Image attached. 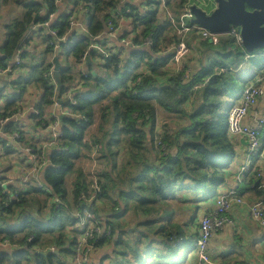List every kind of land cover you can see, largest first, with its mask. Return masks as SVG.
<instances>
[{"label": "trees", "instance_id": "16d2710c", "mask_svg": "<svg viewBox=\"0 0 264 264\" xmlns=\"http://www.w3.org/2000/svg\"><path fill=\"white\" fill-rule=\"evenodd\" d=\"M5 1L0 0V4ZM14 1L18 4L22 2ZM57 1L39 0L25 4L26 12L22 19L7 27L8 34L3 51L5 57L0 60V68H7L6 61L14 60L16 52L24 48L25 35L33 23H44L57 12ZM79 1L88 3L86 35L80 37L78 30L71 31L67 18L52 22V29H57L59 36L67 37L66 43H61L62 51L58 56L62 57L65 63L60 70L61 90L54 84V64H38V68L35 67L32 71V76L44 88V96L36 107L38 114L33 111L31 118L36 121V127L40 125L51 136L49 144L58 145L49 154L50 166L44 174V187L31 184L28 192L23 194L11 186H0V239H8L14 248H18L11 252H0V264L68 263L70 258L66 257L75 254L78 237L72 238L65 230L69 224L79 220L72 215L67 201L66 179L72 173H77L78 182H74L72 195L75 207L81 212L88 204L80 199V193L87 191L92 183H86L84 173L76 170V162L81 159L83 148L91 150L94 147H100L99 151L102 152L107 151L112 161V173H99L104 179L103 183H99V198L101 201H112L110 207L112 206L113 216L109 219L105 217L106 221L101 211L95 210L96 208L93 211L97 217L106 221L113 234L111 238L104 237L100 240L97 249L116 239L117 247H121L120 253L115 251L116 257H119V254L123 257L116 264H130V259L124 260L129 256L141 264L154 257V245H159L165 249L156 252V256L175 264L180 251L190 243L185 228L189 224L187 221L183 227L177 221V213L171 209V203L208 201L224 183V173L233 164L236 152L228 133L230 108L226 110L223 101L226 97L237 98L242 94V85L246 83L244 78L247 73L244 69L238 73L233 70L239 68L246 56H253L260 50L248 53L231 36L223 39L218 46L204 43L199 46L201 65L198 70H194L189 80H181L177 75L170 77L166 82H160L159 77L164 76L162 67L170 57L159 55V52L161 48L179 42L176 36H170L173 27L167 12L160 16V10L154 9L161 6L162 0H148L145 13H140L132 0L125 4H122V0ZM164 1L166 8L172 7L176 16L182 13L187 3V0ZM173 4H177V7ZM127 10H130L131 14L126 16L132 19L134 32L137 34L134 41L135 50L131 52L130 58L123 62L122 69L118 66L121 62L118 56L113 55L105 59L104 69L107 75L98 77L94 84H89L88 92H75L76 103L68 102L67 107L76 116H62L61 137L53 143L54 138L46 127L56 121H46L43 115L45 109L57 100V91L65 94L77 85L76 74L73 73L74 64L70 63L69 59L80 63L87 54L94 56V52H89L94 37L100 36L98 42L105 45L108 20L112 14H126ZM38 29L47 31L45 54L54 57L53 47L49 45L51 35L46 28ZM150 36L154 43L150 50H147L142 41ZM203 60L207 64H202ZM22 66L23 63L20 68ZM143 66L150 68L151 73L142 76L139 84L135 85L133 82ZM29 79L22 81L20 85L24 88ZM90 79L92 77L88 78ZM205 79H208V82L204 87L193 90L197 83ZM129 81L132 82L131 85L128 84ZM97 83L107 86L105 89H99ZM23 92L22 89L20 96ZM107 99L109 101L101 106L99 134H88V129L94 122L93 105ZM157 107L185 124L172 132L164 126V134H161L157 127ZM19 110L17 102L13 101L8 104L0 119L13 118ZM5 129L8 133L18 134L17 142L24 143V132L15 128L13 122L6 124ZM123 145L126 148L128 146L130 159L125 157L120 162L117 158ZM162 145L166 147L163 149ZM29 147L42 158L43 148L36 149L32 145ZM111 174L116 177L113 179ZM251 180L256 184L254 177H251ZM48 189L51 191L49 194L60 198L62 205L56 208L51 204L49 208L48 200L43 206H39V212H42L43 208L50 210V219L46 220L42 215L38 216V200L32 197L37 196L38 191L47 193ZM116 193L119 200L113 198ZM261 200L264 201V198ZM118 207L123 208L117 210ZM16 210H19L17 218L11 223L12 219L7 217H13ZM130 210L138 218L137 226L140 227L138 231L129 234L135 238L133 244L123 240L122 235L126 232L119 222ZM44 243L53 245L55 252L49 250L47 255L41 254V250L37 248L44 246Z\"/></svg>", "mask_w": 264, "mask_h": 264}, {"label": "crops", "instance_id": "0c3cea01", "mask_svg": "<svg viewBox=\"0 0 264 264\" xmlns=\"http://www.w3.org/2000/svg\"><path fill=\"white\" fill-rule=\"evenodd\" d=\"M23 1L24 0H22V2ZM38 1L39 0H30V2ZM76 1L77 0H58L56 3L58 9L55 19L62 20L63 18H67L69 20L70 17H75L76 19H78V21H81L87 25L88 12L84 11V8L82 7L83 2L78 0V3L76 4ZM128 1L129 0H122V4H125ZM15 2L17 3V1ZM30 2L26 1L25 3ZM132 2L136 5L140 13H145L147 11L148 0H132ZM5 4H10L9 6H5V8L8 9L10 6L13 7L16 11V14H14L19 17V20L22 19L24 12L22 8H17V6H15L16 4L13 5L12 1H7L4 4H1V7ZM166 9L168 10V8ZM5 10L3 9L2 12H4ZM170 14L174 13H170L169 11H167V15L169 18ZM1 15L2 14L0 13V18ZM126 15L127 12L126 14L121 15L112 14L111 19L116 22H114V24L116 25L117 30L113 36H109V34L106 32L108 34L106 36V47H108L112 52L118 53L120 57L124 59V61L130 58V54L133 50H135V48H125L120 42V39L123 37H136L132 19L130 17H127ZM10 18L15 19L13 15H11ZM14 21L15 20L6 22L3 25L0 21V60L5 57L3 51L8 34L7 27L8 25L14 23ZM78 31L80 32L78 35L80 37H83L87 34L81 30ZM46 34L47 31L43 29H29L24 38L25 46L23 49H21L23 53V66L19 69H13V71L5 74L0 80V116H2L6 112L8 104L16 101L17 106L20 108V110L17 115H15L13 118H10V120L6 124L13 122L14 127L21 129L25 134V141L23 140L24 143L21 144V142L19 143L13 139L14 133L6 132V124L0 125V184H3L5 187L11 186L15 191H20L23 194H26L28 192V187L31 184L32 186L36 185V183L34 182L35 176L33 175L34 165L28 158L26 148L32 145L36 149H44L42 152V158H44L43 161H45L46 163L40 168L38 172V176L43 181L45 171L50 166L49 154L51 153L53 148L58 145L57 144L53 146V144H49V137L51 136L48 135V133L43 130L40 125L36 127V121L31 118L32 112H35L36 107L41 102L44 96V88L42 84L37 81L34 76H32V71L35 67L38 68V64H54V57L59 56V53H54V57L45 54L47 49ZM170 36H176V40H179V42L183 39L188 44H192V42L196 38V32H189L184 36V38H179L172 29L170 32ZM201 44L204 43L199 42L195 44L197 57L196 63L193 64L194 70H198L201 65L199 51V46ZM59 60L62 64V57H59ZM69 62L74 64L73 73L76 74V81L77 83L79 82V84H77L74 88L69 89L65 94H61L60 91H57L56 102H58V106H55V104H53L47 107L43 115L46 121H58L59 129L61 127L62 116H76L74 115V113H72V110L67 107L68 102L72 104L76 103L75 92L77 90L82 91V93L88 92L90 90L89 84H94L96 78H103L105 77V75H107L106 70L104 69L105 62H103V60L100 59L98 55L90 56V64H88L86 61V66L81 65V63H76L72 58L69 59ZM13 64V59H11L10 61H6V65L8 66H12ZM202 64L207 63L205 60H203ZM82 69L85 70L89 78L92 77V79H86L83 81L81 77ZM241 69H244L247 73L244 78L246 83L242 85V87H244L245 89L248 85L252 84L264 71V49L256 52V54L253 56H246L244 62L239 66V68L233 71L235 73H238V71H240ZM180 70L181 68L178 66H173L169 59V61L162 67L164 76L159 77V81L166 82L170 77L179 75L178 73L180 72ZM150 73L151 70L147 66H143L139 70V75L142 76H147ZM27 78H30L29 83H27L23 88L22 84L20 85V83H22V81L24 82ZM97 84L99 89H102L104 87V84ZM128 84L131 85L132 82L129 81ZM57 86L58 85L56 83V87ZM22 89L24 90V92L20 96ZM241 95L237 98L226 97L223 101V105L225 106L226 110H228V108H231L232 105H234L241 97ZM18 96H20V99L17 100ZM59 100H62V104L59 103ZM254 111V113L258 115V118H264V97H262L258 101L256 107L254 108ZM245 123L248 125H254L255 118H248L245 120ZM92 134L98 135L99 128L97 129V132ZM230 140L234 146L236 158L233 164L226 169L224 173L225 181L217 189L216 195L208 201L204 202L182 204L179 201H173V205L171 208L172 210L175 211L177 210V207H182V214L178 213L180 212V210L176 211V213L178 214L177 221L183 227L186 226L185 224L188 221L189 226L185 228L187 230V235L189 238L188 240L190 242L180 251L179 258L177 261L175 260L177 262L175 264H196L199 261L196 250V243L199 237L200 221L208 211L214 210L216 208V198L218 195L227 193L230 190H236L237 193H239L243 197L247 204L256 202L258 201V199L261 200L264 198V129L261 132L262 147L259 151L258 156L253 160H251L249 156L248 142L243 137L230 136ZM82 150L84 152L85 148H83ZM120 152L121 153L119 154V159H122L124 158V155L127 154L126 146H121ZM82 158L84 157H81V159L76 162V170H81L84 173L86 177V183H92V180L89 181V179H87L91 177V175H89L90 171L89 173H86V170L84 168H82L81 166L78 167L79 162L82 160ZM102 161H104V159L100 160L99 162L101 163ZM103 166H106V164ZM243 167H245L246 169L242 175L240 171ZM69 177L68 178L71 179L72 185L70 192V188L67 186V178V201L71 207L72 215H74V217L79 221L77 223L69 224L65 231L66 233L68 232V234L73 238V236L78 237L83 232V228L85 226L82 224V221L78 217V214L81 212L75 207L72 195L74 182H78L77 173L74 172L69 175ZM251 177H254V180H256V184L252 183L253 180H251ZM101 180L102 182H104V179ZM257 182H259L258 185ZM47 193L49 194V192ZM47 193L38 191V195L33 196L32 198L38 200V216L40 217L42 215L44 219L49 220L50 210L43 208V211L39 212V206H43L49 200L50 208L51 202H53L51 194H49V197ZM113 198L119 200L118 194H114ZM111 203L112 201L108 199L105 201L102 200L100 206H98L95 210L101 211L104 218H112L113 213L112 206L110 207ZM18 212L19 210H16L13 217H7L8 219H12L10 221L11 223L15 222ZM131 215L132 218H129L131 217ZM232 217L235 221L234 224L232 226L226 227L223 231L216 233L210 240L208 254L212 261L218 264H264V227H260L256 221L252 220L251 216L247 212V209L244 207H235L232 212ZM105 220L107 221L106 218ZM138 221V218L135 217L134 212L131 210L121 217L119 222L126 232V234L122 235L124 241H130L132 244L135 243V238L130 236L129 234L139 230L135 228L138 224ZM129 230L133 231L129 232ZM116 242L117 240L115 239V241L111 244L108 243L100 246L92 254V264H116L119 262V260L121 261L123 257H121L120 254L118 255L119 257H116L117 254H115V251H118V253H120L121 250L120 246L117 247ZM154 247H156L154 257L152 259H146V262H142L141 264H173L168 262V259H161L156 256V252L164 251L165 248H163V246L160 247L159 245H154ZM52 248H54L53 245H46L44 243V246L40 245L37 249L41 250V254H46V252L52 250ZM17 249L18 248H1L0 252H11ZM42 249L44 252H42ZM66 258L71 259L70 256ZM132 258V256H129L124 260L130 259V264H140Z\"/></svg>", "mask_w": 264, "mask_h": 264}, {"label": "built area", "instance_id": "2783aa9c", "mask_svg": "<svg viewBox=\"0 0 264 264\" xmlns=\"http://www.w3.org/2000/svg\"><path fill=\"white\" fill-rule=\"evenodd\" d=\"M211 4L212 3H210V0H187V3L185 4L182 13L179 16L170 14L173 30L179 38H184V36L189 32H196V38L192 44H188L182 39L178 43H173L169 46L161 48V51L159 52V55L170 56L171 64L181 68L180 72L178 73L181 77V80L187 81L193 75V64L196 63L197 57L195 44L203 42L212 44L213 46H218L222 40L228 36L233 37L238 45L242 46L243 44V38L238 27H232L231 31L227 34H218L212 33L192 21L194 15L192 14L191 7L193 5H197L201 8H204L207 12H211ZM82 7L84 8V11L89 12L88 3L83 2ZM126 12L127 14H131L130 10H127ZM55 17L56 13L52 14L49 20L44 23H33L32 28H46L49 35L52 37V40L49 41V45L52 46L54 52L58 54L62 51L61 43H66L67 37L66 35L59 36V31L57 29H52V22L56 20ZM187 20H190V23H188ZM68 22L71 31L81 30L85 33H88L86 24L78 21V19L75 17H70ZM107 29L109 36H113L115 34L117 27L112 19L108 20ZM99 38L100 36L94 37V40L90 44L89 52H94L95 55H98L99 58L103 60V62L105 59H108L113 55L118 56L121 61L118 66L120 69H122L124 59L121 58L118 53L112 52L108 47H106V44H100L98 42ZM135 38V36L123 37L120 39V42L125 48H134ZM142 43L145 49L150 50L154 41L150 36L146 37ZM88 55L89 54H87L85 58L82 59L80 62L81 65L86 66V57ZM22 60V50H18L14 57V64L12 66H8L7 68H0V80L5 74L13 71V69H19L22 65ZM53 70L54 67L52 68V73ZM81 77L84 79L89 78L88 74L83 69L81 71ZM141 77L142 75H139L133 83L138 85L141 81ZM207 82L208 79H205L203 82L197 83L193 90H198L204 87ZM54 83L56 84L55 81ZM77 84H79V82ZM262 97H264V71L252 84L248 85L244 89L242 96L234 105H232L228 114V133L233 137H243L248 142L249 156L251 160L258 156L262 147L261 132L264 129V118H258V115L254 113V108ZM54 104L55 106H58V102L55 101ZM35 114H38V111H35ZM251 117L255 118V124H246L245 120ZM9 120V118L0 119V125H5ZM46 129L52 134L54 138L53 143H55L61 137L58 121L51 123L46 127ZM17 138H19V135L16 133L13 134V139L17 141ZM162 146L163 149L166 147L165 145ZM99 148L94 147L96 152L99 151ZM26 153L29 160L34 165V182L38 187H44V183L38 176V172L46 162L43 161L44 159L40 158L38 154L34 153V150L30 147L26 148ZM245 169L246 168L243 167L240 171L242 175L245 172ZM0 186L5 187L3 184ZM47 191L49 193L51 192L49 189ZM100 192V184L97 180H95V182H92L87 191H82V193H80V199L88 204V206L83 208L81 213L78 214V217L85 227L84 231L77 238L78 241L75 247V254L71 257L68 263L65 264H92V254L96 251L98 242L104 239V237H112L113 233L110 229V226L102 218L97 217L93 211L94 208L100 206L102 202L99 198ZM51 196L53 198V202H51V204L56 206V208H59L62 205L60 198L55 194H52ZM235 207L246 208L252 220L256 221L260 227H264L263 200H258L256 202L247 204L243 197L237 193L236 190H230L227 193L218 195L216 198V208L214 210L208 211L200 221L199 237L196 243L199 261L196 264H218L213 262L208 254L210 240L216 233L221 232L226 227L232 226L234 224L235 221L232 217V212ZM32 240L33 237L30 238V241ZM1 248H14V246L8 239H5L0 241V249ZM54 250L55 249L52 248L51 251L54 252Z\"/></svg>", "mask_w": 264, "mask_h": 264}, {"label": "water", "instance_id": "95a60500", "mask_svg": "<svg viewBox=\"0 0 264 264\" xmlns=\"http://www.w3.org/2000/svg\"><path fill=\"white\" fill-rule=\"evenodd\" d=\"M216 7L211 12L197 5L191 7L193 22L212 33L227 34L232 27L240 29L243 48L248 53L264 49V0H215ZM90 64V56L86 57ZM53 77L61 90L58 56L54 57ZM259 182H257V185ZM133 230H129L132 232ZM43 255H47L42 253Z\"/></svg>", "mask_w": 264, "mask_h": 264}, {"label": "rangeland", "instance_id": "374dc122", "mask_svg": "<svg viewBox=\"0 0 264 264\" xmlns=\"http://www.w3.org/2000/svg\"><path fill=\"white\" fill-rule=\"evenodd\" d=\"M7 1H12L13 5L16 4L15 6H17V8H22L24 10L23 14L26 12L25 4H27V3H25V2L26 1L30 2V0H24L25 2L23 1V2H21V4L18 5L14 0H7ZM7 1L2 2V4L6 3ZM163 1L164 0H162L161 6L154 7V9L160 10V14H161L160 16L164 15V13H166L167 11H169L170 13L173 12L172 7L168 8V10L165 9V1L164 2ZM210 3H212L211 9L214 10V8L216 7V4H214V0H210ZM9 5L10 4H7V5L5 4L2 7L5 10V9H7V8H5V6H9ZM174 5H176V7H177V4H173V6ZM2 7L0 4V13L2 14L0 21L2 22V25L5 24L6 22H9V21L15 20L14 22H17V20H19V17L15 15L16 11L13 7L10 6L4 12H2L3 11ZM11 15H13L15 19L10 18ZM187 22L190 23V20H187ZM61 65H62V67L65 65L63 59H62ZM106 86L107 85L104 84V87L102 89H105ZM114 94H116V93H114ZM61 101L62 100H59L60 104H62ZM108 101L109 100L107 99V100L103 101L102 103H97V104L93 105L92 108L95 111V114H94L95 117H94L93 125L88 129V134L97 132V129L99 128L100 117H101V106L103 104L107 103ZM189 104H190V101L187 103V105L189 106ZM184 124H185L184 121H179L178 118H176L174 116H170L164 110H162L160 107H157V127L159 128V130H161L160 131L161 134H164V128H165L164 126H166L167 129L172 132V131L177 130L180 126H182ZM120 127H122V125H120ZM127 148H128V146H127ZM120 153L121 152H119V154ZM82 157H84V158H82V160L79 162L78 167L81 166L82 168H84L86 170V173H89V171H90L89 175H91V177L87 178V179H89V181L92 180V182H95V180H97V181H99V183H103L101 180L102 177L99 175V173H105V172H108V174L112 173V170H111L112 164H110V163H112V161L110 160L111 157H110L109 153H107V151L106 152H102V151L96 152L94 148L91 150H88L85 148L84 152L82 150ZM124 158L127 160L130 159L128 152H127V155L126 154L124 155ZM124 158H122V159L117 158V159L121 162L122 160H124ZM102 159H104V161H102L100 163L99 161ZM105 164H106V166H103ZM111 175L113 176V179L116 177L115 174H111ZM69 178H71V177H69ZM69 178L67 179V186L70 188L69 191L71 192L72 183H71V179H69ZM121 203L123 204L122 201H121ZM171 204L173 205V203H171ZM122 208L123 207H118L117 210H121ZM178 210H180V212H178V213L182 214V211H181L182 207L181 208L177 207V210H175V211H178ZM129 218H132V215ZM176 218H178V214L176 215ZM135 228L140 229V227H138L137 225Z\"/></svg>", "mask_w": 264, "mask_h": 264}]
</instances>
